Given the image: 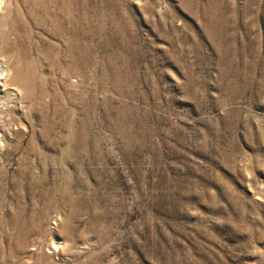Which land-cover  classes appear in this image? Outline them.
<instances>
[{
  "label": "rangeland",
  "instance_id": "obj_1",
  "mask_svg": "<svg viewBox=\"0 0 264 264\" xmlns=\"http://www.w3.org/2000/svg\"><path fill=\"white\" fill-rule=\"evenodd\" d=\"M0 56V264H264V0H0Z\"/></svg>",
  "mask_w": 264,
  "mask_h": 264
},
{
  "label": "bare ground",
  "instance_id": "obj_2",
  "mask_svg": "<svg viewBox=\"0 0 264 264\" xmlns=\"http://www.w3.org/2000/svg\"><path fill=\"white\" fill-rule=\"evenodd\" d=\"M17 72H13L10 61L0 59V132L4 134L3 142L6 140L9 142L10 133L7 128L9 123L12 120H21L23 117L21 105L23 97L21 87L23 86L16 81Z\"/></svg>",
  "mask_w": 264,
  "mask_h": 264
}]
</instances>
